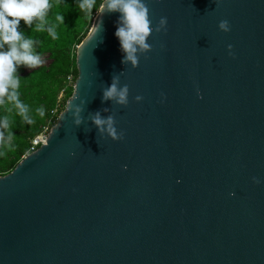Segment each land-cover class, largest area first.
<instances>
[{
  "label": "water",
  "instance_id": "1",
  "mask_svg": "<svg viewBox=\"0 0 264 264\" xmlns=\"http://www.w3.org/2000/svg\"><path fill=\"white\" fill-rule=\"evenodd\" d=\"M145 3L151 51L121 63L119 13L95 16L45 144L0 177V264H264V0Z\"/></svg>",
  "mask_w": 264,
  "mask_h": 264
},
{
  "label": "clouds",
  "instance_id": "2",
  "mask_svg": "<svg viewBox=\"0 0 264 264\" xmlns=\"http://www.w3.org/2000/svg\"><path fill=\"white\" fill-rule=\"evenodd\" d=\"M96 7L95 0H78V8L87 16L91 15ZM49 0H0V104L9 102L22 119L31 123L29 107L19 99L18 88L20 75L18 69L23 66L33 69L43 62L36 51L39 41L25 35L20 28V22L31 27L36 32H46L52 39L56 38V25L48 21ZM103 12L119 13L114 36L118 39L120 51L123 54L121 63H130L137 66L139 56L151 51V45L147 43L149 36L167 30V19L161 17L157 24L153 25L149 18V9L145 0H103L97 7L96 16ZM58 23H63V16L55 17ZM219 29L227 32L230 26L226 20L218 25ZM100 29V24L95 23L90 35H94ZM231 49V45L228 46ZM102 99L112 100L116 104L126 106L128 104V86L119 85L117 77L103 90ZM139 102L141 96H136ZM73 121L76 125L81 123V108L73 104L71 106ZM43 116L44 109L35 110ZM92 123L97 130L106 132L113 140L123 138L114 126L112 116L102 117L97 112L92 117ZM0 128L7 129L8 121L0 118ZM126 167V166H125ZM256 183L258 180L253 178ZM234 195V193H230Z\"/></svg>",
  "mask_w": 264,
  "mask_h": 264
},
{
  "label": "trees",
  "instance_id": "3",
  "mask_svg": "<svg viewBox=\"0 0 264 264\" xmlns=\"http://www.w3.org/2000/svg\"><path fill=\"white\" fill-rule=\"evenodd\" d=\"M103 0H95L96 7L91 15H85L78 8V0H49L48 21L56 25V38L52 39L46 32H36L20 22V28L27 36L39 41L36 51L47 57L48 64L39 66L30 72L25 67L18 69L20 85L19 99L28 105L31 123L17 114L16 109L7 101L0 104V118L8 121V128H0V177L9 174L29 152L32 140L43 128L49 130L55 126L58 115L65 109L74 88L69 86L68 77L74 82L78 72L76 68L77 47L88 35L97 7ZM63 16V23L55 19ZM64 100H59L60 94ZM43 108V116L35 110ZM57 110L53 115L52 111Z\"/></svg>",
  "mask_w": 264,
  "mask_h": 264
},
{
  "label": "built area",
  "instance_id": "4",
  "mask_svg": "<svg viewBox=\"0 0 264 264\" xmlns=\"http://www.w3.org/2000/svg\"><path fill=\"white\" fill-rule=\"evenodd\" d=\"M68 82H69V86H72L74 88L75 82H74L72 75L68 77ZM52 114L56 115L57 110L55 109L54 111H52ZM50 131L51 130H49V128H47V127L43 128L41 133L32 140L31 148H30L28 154L35 152L42 144H45Z\"/></svg>",
  "mask_w": 264,
  "mask_h": 264
},
{
  "label": "rangeland",
  "instance_id": "5",
  "mask_svg": "<svg viewBox=\"0 0 264 264\" xmlns=\"http://www.w3.org/2000/svg\"><path fill=\"white\" fill-rule=\"evenodd\" d=\"M42 59V63H41V65H39V66H42V65H47L49 62H48V59H47V57H43V58H41ZM38 66V67H39ZM37 68V67H36ZM33 69H35V68H33ZM33 69H27V68H25V72L27 73V72H30L31 70H33ZM59 99H61V101H63L65 98H64V95L63 94H60V96H59ZM28 155V152L26 153V155L25 156H27ZM24 156V157H25Z\"/></svg>",
  "mask_w": 264,
  "mask_h": 264
}]
</instances>
